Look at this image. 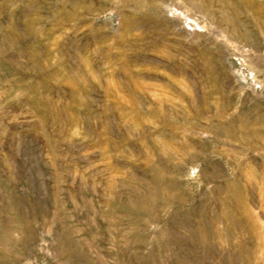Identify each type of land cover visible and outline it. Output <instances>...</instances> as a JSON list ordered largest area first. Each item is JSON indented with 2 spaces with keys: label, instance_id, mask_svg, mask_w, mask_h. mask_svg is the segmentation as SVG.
I'll return each instance as SVG.
<instances>
[{
  "label": "rangeland",
  "instance_id": "1",
  "mask_svg": "<svg viewBox=\"0 0 264 264\" xmlns=\"http://www.w3.org/2000/svg\"><path fill=\"white\" fill-rule=\"evenodd\" d=\"M0 264H264V0H0Z\"/></svg>",
  "mask_w": 264,
  "mask_h": 264
}]
</instances>
